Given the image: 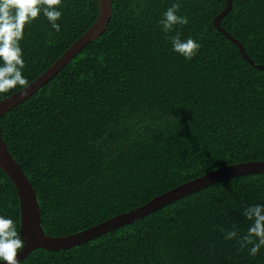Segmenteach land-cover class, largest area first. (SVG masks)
Returning <instances> with one entry per match:
<instances>
[{
	"label": "trees",
	"instance_id": "obj_1",
	"mask_svg": "<svg viewBox=\"0 0 264 264\" xmlns=\"http://www.w3.org/2000/svg\"><path fill=\"white\" fill-rule=\"evenodd\" d=\"M112 3L106 31L0 120L48 236L84 231L221 168L264 161V70L215 27L226 0ZM173 3L189 22L165 33L159 22ZM43 7L19 41L27 86L94 24L99 0H61L59 32ZM221 26L264 65V0H232ZM177 33L200 44L192 59L173 51L166 37ZM256 204L264 205V172L214 183L77 247L35 249L19 264H264V247L253 257L224 238L247 232L243 211ZM0 216L21 236L19 196L1 169Z\"/></svg>",
	"mask_w": 264,
	"mask_h": 264
},
{
	"label": "water",
	"instance_id": "obj_2",
	"mask_svg": "<svg viewBox=\"0 0 264 264\" xmlns=\"http://www.w3.org/2000/svg\"><path fill=\"white\" fill-rule=\"evenodd\" d=\"M231 6L232 1L227 0L226 8L214 20L215 27L238 46L242 56L252 66L264 70V65H257L248 56L242 44L222 28L221 21L229 13ZM112 11V0H99L98 17L87 32L81 36V38H79L46 72H44L43 75L27 86L26 90L24 88L14 95L0 101V120L5 113L22 104L42 88L50 79L55 77L56 74L60 72L62 68L66 66L88 43L99 38L108 27L109 21L112 18ZM25 91L27 94H25ZM0 169L14 184L20 200L21 238L25 242V247L22 248L17 255V260L21 261L33 250L38 248L49 251H59L77 247L118 227L134 223L136 220H139L186 195L192 194L219 181L232 177L263 173L264 161L231 165L210 172L203 177L171 189L136 209L120 214L84 231L65 237L48 236L44 232L41 226V211L36 192L24 171L7 148V145L2 138L1 130ZM0 264H7V262L0 261Z\"/></svg>",
	"mask_w": 264,
	"mask_h": 264
},
{
	"label": "clouds",
	"instance_id": "obj_3",
	"mask_svg": "<svg viewBox=\"0 0 264 264\" xmlns=\"http://www.w3.org/2000/svg\"><path fill=\"white\" fill-rule=\"evenodd\" d=\"M60 5L61 0H0V60L3 61L0 65V93H6L17 85L27 89L28 80L21 71L25 62L19 46V41L24 36L25 25L35 20L40 15L41 6H45L44 16L51 22L52 28L59 32L60 24L57 21L61 18L62 12L57 8ZM179 10L180 5L173 3L163 13V19L159 22L163 32H171L174 26L186 25L189 22L187 16L177 14ZM166 38L171 39L173 51L189 60L200 48V44L191 38L182 40L179 33ZM243 216L252 222L247 232L241 235L238 230L233 229L227 231L224 238L236 240L241 249L248 248L249 255L255 257L264 247V205L246 207ZM220 230L224 231L223 228ZM24 247L25 242L18 234L14 221L0 216V261L19 264L17 255Z\"/></svg>",
	"mask_w": 264,
	"mask_h": 264
}]
</instances>
